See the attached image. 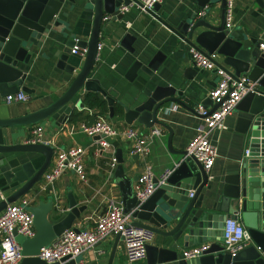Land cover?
Segmentation results:
<instances>
[{
    "label": "water",
    "instance_id": "obj_1",
    "mask_svg": "<svg viewBox=\"0 0 264 264\" xmlns=\"http://www.w3.org/2000/svg\"><path fill=\"white\" fill-rule=\"evenodd\" d=\"M67 1L75 3V0H0V95L5 96L23 88L26 73L21 66L29 62L35 48L44 45L49 34H66ZM82 1L84 10L93 14L87 40H75L68 36L64 47L56 52L59 56L57 66L73 71L75 68L66 64L68 54H73L71 48L73 45L87 48L82 65L67 89L44 107L18 116L0 118V129L30 126L50 117L63 123L74 106H81L79 101L73 103L81 89L100 93L108 104L109 116L113 115V106L117 101L126 123L137 122L147 129L155 126L164 128L168 132L169 152L181 156L163 182L141 203L132 191V181L137 176L125 175L123 159L115 156L117 165L112 177L119 186L124 213L131 214L133 226L149 229L161 238V246L146 245V264H264V52L258 50L257 43L247 42L244 35L225 28V0H199L202 8L219 1L217 23H214L210 13H206L201 17L182 19L175 27H170L188 46L222 56L221 63L217 59L215 62L232 76L246 74L257 82L255 91L243 96L235 107L244 112L238 118L236 130L245 138L248 154L238 159L235 167L224 177L222 185L215 187L209 178V171L204 170L200 162L185 156V150H175L171 146L173 130L160 119L166 104L173 103L197 114L195 107L198 103L188 104L177 83L157 82L154 77L161 63L162 57L158 58L160 54L146 63L139 59L131 63L125 79L133 82L138 75L143 74V77L139 78V87L127 92L126 102L116 100L101 87L97 79L91 77L102 31L109 21L121 18L118 11L120 5L137 0ZM255 1L264 8L263 0ZM105 13L111 14V18L102 22ZM132 38L126 33L121 41L131 52ZM200 103L205 107L212 105L209 97ZM216 106L213 104L212 108ZM10 152L37 153L42 156V161L37 168L31 159L14 171H1L0 212L7 204L29 193L42 180V174L50 166L54 147L44 142L6 144L0 139V153ZM138 157L137 154L130 155L131 160ZM12 188L15 189L10 191ZM189 192H192V196H189ZM83 209L84 206L77 205L72 193H68V211L62 217L55 212L52 199L39 200L28 206L35 233L32 237L15 235L21 246L22 259L19 264H58L47 263L37 255L42 247L54 242L65 229L70 228ZM227 218L239 219L250 236L249 243L234 255L225 252L222 246V227ZM115 239L122 237L117 234ZM201 243L209 245L200 256L185 258L179 252L181 248ZM111 258L112 253L107 264H110ZM75 261L77 259H70L62 264H74Z\"/></svg>",
    "mask_w": 264,
    "mask_h": 264
},
{
    "label": "crops",
    "instance_id": "obj_2",
    "mask_svg": "<svg viewBox=\"0 0 264 264\" xmlns=\"http://www.w3.org/2000/svg\"><path fill=\"white\" fill-rule=\"evenodd\" d=\"M82 2V0H75V3L66 2L67 19L65 23L68 27L66 34L64 36L57 33L49 34L44 45L41 48H35V53L29 62L21 66L26 76L21 86L24 89L19 90L28 95L27 101L6 103L4 96L0 95V118L18 116L44 107L67 89L81 67L83 59L76 54H68L66 64L75 68L70 71L57 66L59 56L56 52L64 47L68 36L75 40H87L93 14L84 10ZM201 9L205 10V14L210 13L214 23H217L219 1L202 8L199 0H163L152 10V13L143 12L136 7L120 13L121 18L109 21L100 35L102 48L98 52L91 77L97 79L101 87L109 91L116 100L126 102L128 101L127 92L139 87V78L143 77V74H140L133 82L125 79L124 75L131 63L135 59L146 63L156 54H160L158 58L162 57L161 63L154 77L157 82L177 83L183 90L188 104L199 103L207 97L218 76L214 70L201 69L193 65L188 51L189 46L170 27H175L182 19L198 17L197 12ZM105 15L111 14L105 13ZM229 30H234L240 36L244 35L247 42L252 41L258 44L259 41L264 40V8H261L255 0H234L233 21ZM126 33L133 37L130 41L133 52L121 44ZM222 59V56L217 55L218 62L221 63ZM192 68L195 70L193 74L191 73ZM85 93L83 89L79 90L73 103L79 101L81 106H74L63 123H58L50 117L30 126L0 129V139H3L6 144L28 142L34 126L41 125L43 130L40 142L54 147V151L75 145L84 147V179H80L72 171H66L52 184L53 192L40 190L41 180L27 193V196L33 198L35 203L39 200L52 199L54 210L59 213L58 217H62L68 211V193H72L77 205L84 206L73 222L72 226L76 228H92L95 218L106 211L111 200L121 201L119 186L112 177L117 165V163L113 167L110 165L112 155L123 159L126 165L124 174L128 177L138 176L143 170L144 163H149L153 173L158 177L166 169H172L181 158L169 152L168 132L158 126L155 128L159 130V134L150 144L149 154L144 158L130 159L129 151L132 141L123 136L105 137L110 146L108 149H102L97 143L98 138L87 136L79 130L80 122L92 124L101 115L120 131L132 126L141 134H145L148 129L137 122L126 123L123 119L122 108L117 101L114 103L112 116H109L108 104H106L107 110L104 114L98 109L87 108L83 102ZM243 113L241 110L234 109L225 119L227 128L213 135L217 139L218 155L209 171V178L215 187L222 185L224 177L235 167L247 147L245 138L236 130L238 118ZM161 117L160 119L173 130L172 148L185 150L187 142L195 134L196 127L201 122V117L173 103L166 104ZM31 159L37 168L42 161V156L30 152L0 153V173L7 169L14 171L22 163ZM52 162L53 157L50 165ZM134 181H132V186ZM160 239L159 235L154 233L153 239L148 243L149 246H161ZM183 249L185 248H181L179 252L181 253ZM111 253L110 264H146V256L143 260L128 262L124 254L123 241L122 239L116 240L115 235L98 241L93 249L83 252L76 259L85 264H107Z\"/></svg>",
    "mask_w": 264,
    "mask_h": 264
},
{
    "label": "built area",
    "instance_id": "obj_3",
    "mask_svg": "<svg viewBox=\"0 0 264 264\" xmlns=\"http://www.w3.org/2000/svg\"><path fill=\"white\" fill-rule=\"evenodd\" d=\"M163 0H137L127 5H120L119 13H125L131 7H136L143 12L152 11L156 4ZM234 0H225V28L231 29L233 21ZM205 15V10L197 12V16ZM111 15L102 17V22L108 21ZM260 52H264V40L257 44ZM102 48L99 40L97 43V55ZM71 53L78 54L83 59L87 48H79L73 45ZM189 55L193 65L197 68L214 70L218 79L207 94L213 104L217 106H203L200 102L196 105L195 111L201 117L200 124L196 127L195 134L189 139L185 147V156L192 157L200 162L206 171H210L215 158L218 155L217 142L213 135L227 128L226 117L235 109L238 102L249 92H254L257 82L251 80L246 74L236 77L226 72L222 67L217 66L216 53H207L195 47L189 46ZM6 103L27 101L28 95L24 91H17L3 97ZM78 128L87 136H100L97 143L102 149H108L109 143L105 137L123 136L132 141L130 155L137 154L139 157H146L150 151V144L155 140L159 130L148 129V132L141 134L136 128L128 126L120 131L114 127L107 118L98 116L92 124L80 122ZM42 126L35 125L31 130V137L28 142H40ZM85 149L80 145L69 146L54 151L53 162L42 174V183L39 186L42 191L53 192L52 184L66 171H72L80 179L85 178V166L83 155ZM248 154V147L244 149L243 155ZM110 165L116 163V157L111 156ZM172 169H166L158 177L153 173L149 163H144L143 170L138 174L133 183L132 191L139 203L146 200L155 190L156 186L163 182ZM157 178V182H155ZM192 196V192H189ZM35 204L33 198L24 195L17 201L7 204L0 212V264H19L22 259L21 246L16 241L15 235L32 237L35 233L33 216L27 207ZM54 206V205H53ZM55 207V206H54ZM57 207V205H56ZM131 214L124 213L121 201L111 200L106 211L98 215L94 220L92 228H76L71 226L65 229L54 242L40 249L37 255L47 263L76 259L85 251L93 249L94 245L108 236L119 234L124 245V254L128 262L133 263L143 260L146 256V245L153 239L154 233L146 228L136 227L131 224ZM222 246L225 252L231 255L243 249L250 241L246 227L239 219L227 218L222 227ZM208 243H201L183 249L181 252L185 258L200 256L207 248ZM63 258H66L62 261ZM74 264H85L82 261H75Z\"/></svg>",
    "mask_w": 264,
    "mask_h": 264
},
{
    "label": "trees",
    "instance_id": "obj_4",
    "mask_svg": "<svg viewBox=\"0 0 264 264\" xmlns=\"http://www.w3.org/2000/svg\"><path fill=\"white\" fill-rule=\"evenodd\" d=\"M83 102L89 109H98L99 112L104 114L107 110L106 107V100L103 98V96L98 92H86L83 96Z\"/></svg>",
    "mask_w": 264,
    "mask_h": 264
}]
</instances>
